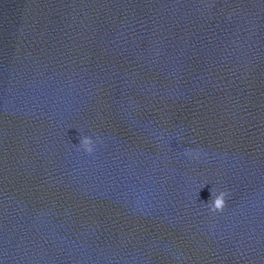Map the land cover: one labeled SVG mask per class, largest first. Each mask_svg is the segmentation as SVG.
I'll return each mask as SVG.
<instances>
[{
    "label": "water",
    "instance_id": "obj_1",
    "mask_svg": "<svg viewBox=\"0 0 264 264\" xmlns=\"http://www.w3.org/2000/svg\"><path fill=\"white\" fill-rule=\"evenodd\" d=\"M0 264H264V0H0Z\"/></svg>",
    "mask_w": 264,
    "mask_h": 264
},
{
    "label": "clouds",
    "instance_id": "obj_2",
    "mask_svg": "<svg viewBox=\"0 0 264 264\" xmlns=\"http://www.w3.org/2000/svg\"><path fill=\"white\" fill-rule=\"evenodd\" d=\"M79 147L82 148L85 153L92 154L94 151V141L91 137L81 136ZM227 196L228 192L226 191L213 192L211 190V199L208 203H206V206L208 207L209 211L213 214L223 212L226 206Z\"/></svg>",
    "mask_w": 264,
    "mask_h": 264
}]
</instances>
